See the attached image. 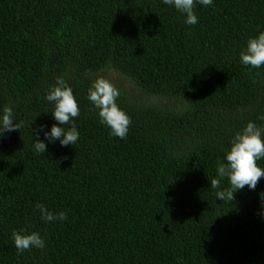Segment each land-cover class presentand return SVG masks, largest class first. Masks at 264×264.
<instances>
[{"label": "trees", "instance_id": "16d2710c", "mask_svg": "<svg viewBox=\"0 0 264 264\" xmlns=\"http://www.w3.org/2000/svg\"><path fill=\"white\" fill-rule=\"evenodd\" d=\"M195 12L187 25L163 0H0V114L19 124L0 139V264H264V177L233 201L210 186L235 134L264 126V66L240 61L264 0ZM57 77L80 136L37 154ZM100 77L131 118L124 139L87 100ZM40 203L67 220L43 221ZM14 230L47 246L18 252Z\"/></svg>", "mask_w": 264, "mask_h": 264}, {"label": "clouds", "instance_id": "9594fccd", "mask_svg": "<svg viewBox=\"0 0 264 264\" xmlns=\"http://www.w3.org/2000/svg\"><path fill=\"white\" fill-rule=\"evenodd\" d=\"M163 3L183 14L184 23L195 25L198 23V16L195 12L197 4L208 7L214 3V0H163ZM240 61L256 69L264 66V31L247 41L246 49L240 52ZM119 96V89L110 80L100 77L88 89L87 100L94 109L98 110L100 124L110 128L111 135L124 139L128 135L131 118L117 104ZM46 99L54 105L52 117L58 123H54L50 130H47V126L41 127L44 140L38 138L39 132L35 133L37 140L34 144V151L37 154L46 152L47 145L57 141L62 147L75 146L80 136L74 120L80 115V108L77 97L67 81L62 77H57L56 85L48 89ZM69 124L71 125L69 128L63 127ZM17 129H19V124L14 119L13 108L5 106L0 114V139L4 138L8 132ZM230 144L231 147L226 152L224 161L217 162L218 178L210 181L211 188L217 190V199L221 201H233L235 194L245 186L255 190L258 181L264 177V167L258 164V161L264 160V126L249 121L241 131L235 134ZM225 177L230 187L221 190L220 179ZM36 208L45 222L67 220L66 212L61 211L54 214L42 203L37 204ZM12 239L18 252L32 248L44 249L47 246L45 239L38 232L25 233L14 230Z\"/></svg>", "mask_w": 264, "mask_h": 264}]
</instances>
